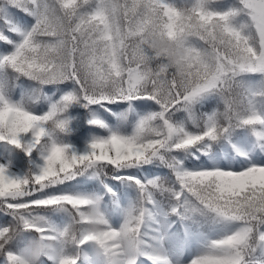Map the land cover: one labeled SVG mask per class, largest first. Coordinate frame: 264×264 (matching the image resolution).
<instances>
[{
    "label": "snow or ice",
    "instance_id": "6c2138e0",
    "mask_svg": "<svg viewBox=\"0 0 264 264\" xmlns=\"http://www.w3.org/2000/svg\"><path fill=\"white\" fill-rule=\"evenodd\" d=\"M0 264H264V0H0Z\"/></svg>",
    "mask_w": 264,
    "mask_h": 264
}]
</instances>
